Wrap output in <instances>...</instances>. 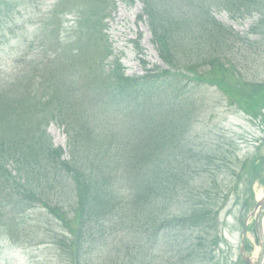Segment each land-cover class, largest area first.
Instances as JSON below:
<instances>
[{"label":"trees","instance_id":"16d2710c","mask_svg":"<svg viewBox=\"0 0 264 264\" xmlns=\"http://www.w3.org/2000/svg\"><path fill=\"white\" fill-rule=\"evenodd\" d=\"M159 1L164 8L148 0L153 43L168 66L186 74L164 71L163 75L124 78L119 66L111 73L112 79L101 71L92 74L88 89L104 94L91 128L84 118L87 114L81 112L83 99L76 94L80 102L75 98L68 112L59 107L55 115L54 110L48 113L53 120L55 116L69 119L63 122L68 137L66 153L53 147L49 136L40 130L46 118L34 123L35 116H31L27 122L20 113L27 105L14 88L2 89L0 228L10 237L22 217L41 209L59 223L63 238L58 242L69 264L87 260L85 246L95 237H104L106 223L112 219L131 223L130 234L139 232L135 246L140 254L152 253L158 243L160 249L165 247V256L152 264H200L215 259L219 235L206 237L207 230L217 228L219 213L243 175L250 170L251 180L259 177L264 156L242 159L233 149L230 156L219 147V155L201 152L186 162L185 154L196 147L186 133L203 104L191 102L182 107L184 99L174 85L188 77L190 88L214 87L224 92L228 106L264 124V80L237 74L241 58L248 65L261 57L264 0ZM205 3H216L234 18L253 13L260 18L241 34L218 22ZM47 25L46 20L41 31ZM249 34L258 38L251 40ZM162 77H170L171 84L164 83ZM63 190L73 192V199L60 198ZM242 206L250 208V201H242ZM245 248L251 247L247 244ZM112 259L110 264H151L148 256L140 258L130 251Z\"/></svg>","mask_w":264,"mask_h":264},{"label":"rangeland","instance_id":"374dc122","mask_svg":"<svg viewBox=\"0 0 264 264\" xmlns=\"http://www.w3.org/2000/svg\"><path fill=\"white\" fill-rule=\"evenodd\" d=\"M4 1L6 2V0ZM56 2L58 4H55ZM11 3H8V6H0V12L3 16L0 19L3 20L7 16L6 10L12 8L14 9H12V13L15 12V15L19 16L14 20H12L14 16L7 18L9 25L5 31L1 27L2 21L0 22V85L6 82L4 88H8L10 82H14L17 78V69L24 65L25 62L23 61L33 51L34 43L31 39L37 33L34 21L40 15H46L51 6L55 5V7H59L60 11L70 12V17L73 16L71 12H77L83 16L81 34L77 36L76 47L89 48L86 63H81L76 71L74 70L75 65L67 64L64 66L63 63L52 64L48 69L42 70V75L52 72L54 76L52 81L46 82L41 87L39 85L42 101H31L28 95H24L23 91L20 92V99L27 105L25 109L23 108L20 111V113L25 112L24 120L27 121L31 116H37L39 122L42 118L49 120L50 117L49 123L44 127L54 147L65 148L67 136L64 133L62 123L69 119L67 116L64 120H62L63 117L55 116V120H53V116L51 117L48 113L50 114L54 110L55 115V111L59 107L64 112H68L67 108L70 105L71 95L76 86L75 82H78L79 85L84 81L78 72L80 71L83 76H87L89 73L96 75V67L102 63L99 61L100 64H96L91 59L98 56L101 59L111 51V55L105 57L104 60V64L109 67L110 73L115 68V58H118V66H124L126 73L129 74H141L144 72L143 68H148L151 74L158 71L157 69L152 71L154 66L160 69L164 68L153 49L152 36L147 28L148 21H138L137 19L140 11L138 2L133 5L116 2L113 7L112 2L105 5L107 0H14ZM28 5L29 7H26ZM99 5H101L100 8H98ZM102 6H105V10L96 14ZM213 11L218 20L231 25L242 34L249 30L250 25L255 20L253 17H245L244 19L230 21L228 19L230 18L229 14L225 11L216 10L215 8ZM105 14L109 18L108 23L105 21ZM248 36L251 40L258 37V35ZM33 40H35V36ZM176 43L177 49L180 50L178 42ZM260 45L261 57L253 65L250 64V67H248L243 58L237 62L239 66L237 69L238 75L239 73L245 76L249 74L251 78L264 79V39L260 41ZM10 70H13L12 76L9 74ZM8 74L9 77L6 81ZM109 79H112V77ZM18 85L20 86L21 83H18L17 87ZM175 88L181 98L184 99L182 107L189 106L191 102H194L195 106L200 103L203 104L202 112L190 124L186 133V137L194 140L196 146L185 154L186 162H191L193 156H199L201 152L219 155V147H222L230 156H233L231 152V149H233L242 159L251 158L254 154L264 155V132L261 131L258 122H253L246 114L238 111L236 107L228 106L224 92L220 93L215 88H200L196 91L190 87H185L184 83L176 85ZM84 89L80 87V92L85 93V96H82L84 98L81 112L92 116L99 110L98 105L102 102L101 96L104 93L102 90L90 92L87 89L86 92ZM42 102L48 105L49 108H42ZM230 140H233L232 144L228 143ZM229 162H233V159ZM253 167L254 165L251 166L252 169ZM258 168H261V171L259 177H256L254 181L249 176L250 170L243 175L241 182L233 189L234 192H231L228 196V200H231L228 202L230 204L219 214L217 228L207 230L206 237L210 234L216 237L219 235L220 248L217 249L218 252H215L216 257L213 261L221 260V264H243L238 258L242 225L249 214L248 211L253 201L258 199L264 191V181H262L264 180V161ZM11 173L14 174V171L12 170ZM233 183H235V180L230 183V187ZM67 184L71 186L70 181ZM59 196L60 198L73 199V192L63 190ZM236 196H238V200ZM246 200L250 201V208L242 211L241 202ZM262 213L260 230L264 244V210ZM25 222H29V224L25 225V230H23L22 223ZM251 223L252 218L249 220L250 226ZM105 228L108 231L104 237L97 239L95 237L92 243L85 246L83 253L86 251L87 260L81 261L80 264H110L116 254L121 253V255H124L126 251L138 253L140 258L148 256L152 264L158 261L159 258L164 257L167 252L164 246L160 249V243H158L154 246L152 253L144 252L140 254V250L135 246L139 232L128 233L129 228L131 229V223H116L112 219L111 223H106ZM61 231L60 225L47 212L41 209L33 210L32 214L28 217H22L20 222H17V227L13 233L14 238L17 237L22 240L19 244L21 247L13 245L8 239L1 240L0 237V264H69V259L62 253L63 250L58 242L59 239L63 238ZM198 233L197 230L193 235ZM246 238L251 245L250 249L253 248L252 254L256 255L259 248L252 227L247 230ZM100 258L103 261H100ZM201 263L203 264L204 261H201ZM259 264H264V246Z\"/></svg>","mask_w":264,"mask_h":264},{"label":"water","instance_id":"95a60500","mask_svg":"<svg viewBox=\"0 0 264 264\" xmlns=\"http://www.w3.org/2000/svg\"><path fill=\"white\" fill-rule=\"evenodd\" d=\"M263 206H264V193H263V196L257 200L255 207L253 211L251 212V214L254 215V224L256 228L258 226V219H259V215H260V212L262 211ZM244 231H245V228L243 229V235H244ZM243 242H244V238L242 239V244ZM240 256L244 260L245 264H256L258 257H259L258 256L257 258L251 259L248 256L244 255L242 246L240 248Z\"/></svg>","mask_w":264,"mask_h":264}]
</instances>
